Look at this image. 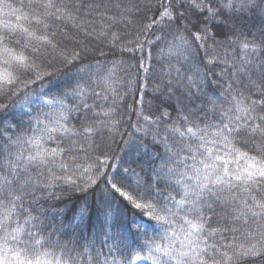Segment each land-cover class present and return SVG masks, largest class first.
Here are the masks:
<instances>
[{
    "label": "snow or ice",
    "instance_id": "snow-or-ice-1",
    "mask_svg": "<svg viewBox=\"0 0 264 264\" xmlns=\"http://www.w3.org/2000/svg\"><path fill=\"white\" fill-rule=\"evenodd\" d=\"M0 264H264V0H0Z\"/></svg>",
    "mask_w": 264,
    "mask_h": 264
},
{
    "label": "trees",
    "instance_id": "trees-1",
    "mask_svg": "<svg viewBox=\"0 0 264 264\" xmlns=\"http://www.w3.org/2000/svg\"><path fill=\"white\" fill-rule=\"evenodd\" d=\"M169 39H171V37H169ZM160 47L163 48L164 44H160ZM105 52L107 53V58L101 57L100 59L104 60L106 63L111 59H118V58L127 59L128 58L127 54H124V56L121 57V54L119 52H116L114 54L112 51H109L108 48H105ZM154 56H155V52H154ZM89 59H91V58H89ZM132 62L135 63V61H132ZM84 63H88V60H85ZM162 63H163V61L157 62L154 60V65H155V68L157 71H159ZM33 87H38V85H34ZM205 93H206L205 98L211 97V98L215 99L217 94H218V89H216L214 85H208L205 87ZM146 99H151V92L150 91H148ZM127 103L130 105L133 104V99L127 98ZM125 121L126 122L123 125V129H122V131H124L126 133L124 136V139L125 140L129 139L128 134H131V137L133 140L140 139L143 136V133L142 132H136L135 129L131 126V125H134L137 123V117H136L135 112L129 113V115L125 117ZM149 140H150V137H149ZM145 142L147 143L148 141L146 140ZM121 149H124L123 144H119V146L113 145V151L119 156V160L116 162L118 164L117 173L122 174V172L120 170L124 167H129V166H131L132 168H135L136 171L139 172L141 170L140 165L144 164L146 162V157H142V156L137 155L135 153V151L131 150V149H124L123 151H121ZM134 160L137 161V163H134L133 162ZM76 195L77 194H72L73 200L76 199ZM64 203H68L69 207H71V202H69V201L57 203V207H63ZM121 212L123 213V210H121ZM69 215H71V213H69ZM126 218L127 219H133L134 217L131 216V213H128ZM157 232H159L158 226H157ZM149 234L150 235H156L157 233L150 231Z\"/></svg>",
    "mask_w": 264,
    "mask_h": 264
}]
</instances>
